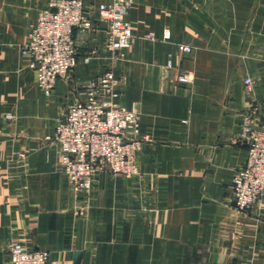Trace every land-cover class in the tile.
I'll return each mask as SVG.
<instances>
[{
	"label": "crops",
	"instance_id": "obj_1",
	"mask_svg": "<svg viewBox=\"0 0 264 264\" xmlns=\"http://www.w3.org/2000/svg\"><path fill=\"white\" fill-rule=\"evenodd\" d=\"M84 1L94 28L75 31L78 63L47 97L24 49L49 0H0V264L17 246L50 264H264V200L241 214L231 189L248 156L244 118L264 103V0H133L134 40L118 58L99 15L107 0ZM108 70L118 103L140 109L142 175L100 173L77 195L52 139Z\"/></svg>",
	"mask_w": 264,
	"mask_h": 264
},
{
	"label": "built area",
	"instance_id": "obj_2",
	"mask_svg": "<svg viewBox=\"0 0 264 264\" xmlns=\"http://www.w3.org/2000/svg\"><path fill=\"white\" fill-rule=\"evenodd\" d=\"M133 0H107L99 6V15L107 25L106 47L113 58L130 49L134 32L128 19ZM94 24L84 0H49L31 26L24 53L32 58L37 85L50 97L60 79H68L78 63L75 31H89ZM151 37H153L151 35ZM191 53V46H181ZM86 58L85 62H89ZM171 67V64L169 65ZM181 84L193 79L182 74ZM245 86L254 94L255 82ZM84 99L70 104L57 120L53 142L61 150L60 166L75 194L88 193L100 173L131 176L147 138L141 136V113L137 103L130 107L118 103L122 95L120 81L113 70L91 79ZM240 142L247 147L246 163L234 176L232 196L235 209L245 214L264 200V103L256 101L244 118ZM47 251L12 249L11 264H50Z\"/></svg>",
	"mask_w": 264,
	"mask_h": 264
},
{
	"label": "rangeland",
	"instance_id": "obj_3",
	"mask_svg": "<svg viewBox=\"0 0 264 264\" xmlns=\"http://www.w3.org/2000/svg\"><path fill=\"white\" fill-rule=\"evenodd\" d=\"M142 175V173H141V170H140V168H139V165H138V163H137V166H136V169H135V172L131 175V176H128V177H138V176H141ZM256 207V206H255ZM254 207V208H255ZM254 208H252L250 211H248L247 213H245V214H248V213H250L252 210H254Z\"/></svg>",
	"mask_w": 264,
	"mask_h": 264
},
{
	"label": "water",
	"instance_id": "obj_4",
	"mask_svg": "<svg viewBox=\"0 0 264 264\" xmlns=\"http://www.w3.org/2000/svg\"><path fill=\"white\" fill-rule=\"evenodd\" d=\"M81 254L77 255L76 264H80Z\"/></svg>",
	"mask_w": 264,
	"mask_h": 264
}]
</instances>
